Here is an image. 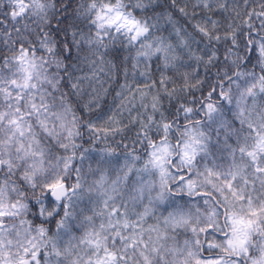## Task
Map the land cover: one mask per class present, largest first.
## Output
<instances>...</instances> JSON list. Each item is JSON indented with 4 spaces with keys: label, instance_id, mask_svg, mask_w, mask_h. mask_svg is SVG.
Wrapping results in <instances>:
<instances>
[{
    "label": "snow or ice",
    "instance_id": "snow-or-ice-1",
    "mask_svg": "<svg viewBox=\"0 0 264 264\" xmlns=\"http://www.w3.org/2000/svg\"><path fill=\"white\" fill-rule=\"evenodd\" d=\"M72 3L0 0V264H264V0Z\"/></svg>",
    "mask_w": 264,
    "mask_h": 264
},
{
    "label": "trees",
    "instance_id": "trees-1",
    "mask_svg": "<svg viewBox=\"0 0 264 264\" xmlns=\"http://www.w3.org/2000/svg\"><path fill=\"white\" fill-rule=\"evenodd\" d=\"M5 2H6V0H5ZM156 2L159 5V7L156 9L157 12H164V11L170 10L171 0H156ZM77 3H79V0H73V3H72L71 8L69 10L70 11V14L76 8ZM5 11H6L5 8L0 7V18H2V16H3V14H4ZM74 22L75 21L72 20L71 19V16H70V18L64 22V25H70V24H72ZM52 23H53V27H55V23H56L55 20H53ZM64 25H62V26H64ZM73 55H75V49L73 50ZM124 55H126V53ZM122 59H123V56L120 57V60H122ZM66 63H68L69 65H71L72 63H74V61L69 60ZM80 67L82 68L83 65H81ZM151 68H152L153 72H156V65H155V63H153L151 65ZM143 70H144V68L141 67L140 71H143ZM128 71H129V75H131V71L132 70H131V64H130V62L128 63ZM79 74H80V72L77 71V75H79ZM156 75L158 76V72H156ZM120 80H121V82L123 81V71H121ZM105 87H109V85H105ZM111 88L113 89L112 92H111V94L108 95L105 99H102L101 100V105L105 109L109 105H112L113 107H115V105L112 102H113V97L115 96V91L118 89V85L115 84V83H113L111 85ZM116 103H119V101H116ZM97 111H99V109H97ZM85 139H87V136L85 137ZM89 146L90 145L88 143H85L84 144V147H89Z\"/></svg>",
    "mask_w": 264,
    "mask_h": 264
}]
</instances>
